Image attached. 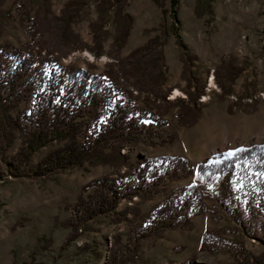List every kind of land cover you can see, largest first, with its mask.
Returning <instances> with one entry per match:
<instances>
[{"label": "rangeland", "instance_id": "374dc122", "mask_svg": "<svg viewBox=\"0 0 264 264\" xmlns=\"http://www.w3.org/2000/svg\"><path fill=\"white\" fill-rule=\"evenodd\" d=\"M172 6V0H0L3 62H15V48L24 58L33 43L43 50L40 73L57 61L92 74L114 64V82L125 91L117 100L156 120L132 129L121 153L132 163L164 154L185 158L177 173L155 168L114 211L91 213L86 202L101 189L94 181L130 165L105 159L115 140L102 141L103 157L41 166L72 141L62 124L20 161L35 126L13 119L32 112L36 89H9L3 94L10 106L0 99V264H264V167L208 171L197 189H187L197 181L190 168L198 162L239 145H264V0ZM69 14L65 26L58 17L68 21ZM136 47L141 51L130 55ZM81 132L88 140V128ZM186 199L192 205L182 206ZM168 200L175 209L159 216Z\"/></svg>", "mask_w": 264, "mask_h": 264}, {"label": "trees", "instance_id": "16d2710c", "mask_svg": "<svg viewBox=\"0 0 264 264\" xmlns=\"http://www.w3.org/2000/svg\"><path fill=\"white\" fill-rule=\"evenodd\" d=\"M178 3L179 0H172V7L175 10ZM65 13L67 15V11ZM65 17L60 16L58 19L62 20L65 26H69L72 16L69 14L68 21ZM126 33L125 30L124 38ZM119 39L121 40V37ZM178 43L186 49L185 54L187 55V64H189V56L191 55L188 53L187 45L181 36L178 37ZM37 47H39L38 44L31 43L30 50L26 52L24 58L21 57L22 54L18 53V48H15L12 54L15 55L16 60L10 64H6L0 59V99L5 101H2V103L10 106V104L8 105L9 98L3 94L9 89L17 90V87L27 88L30 85L36 89L32 112H26L13 119L14 124L21 125L22 120L25 119L35 126V129L31 131L27 128L30 135L27 137L28 142L25 149L23 148L18 152V160L28 158L30 150L43 143L53 131L57 130L59 132V127L62 124H65L64 130L69 137L71 136L72 141L43 158L40 162L41 166L51 167L52 164L75 163L93 155L103 157L102 154H105L104 149H100L102 141L110 143L109 140H115L108 144L111 152H106L105 159L117 160L119 163L124 162L125 164L128 162L130 165L124 171H120L116 177L107 176L94 181L100 183L101 189L96 199L86 202L89 203L88 206L86 205L87 209L93 205L90 207L91 213L97 212L99 209L114 211L122 195L128 193L127 195L132 197L138 190L137 188L141 186V182L154 177V174L151 173H154L155 168L158 171L164 170V174L173 171L174 173L178 172L177 165L185 160L181 156L164 154L147 158L142 162L132 163L128 161L129 156L126 153H121V147L130 138L128 135L132 129L137 130L140 126L150 124L156 120L149 116L151 113L146 115L144 114L145 110L142 112L131 104L121 103L117 100L119 96L122 99L125 91L114 82V64H110L103 74H92L86 69L76 68L73 64L67 65L57 61L56 64L48 66V70L44 74V72L40 73L37 70V59L43 51ZM141 48L136 47L130 52V55H136L141 51ZM101 51H98V53H101ZM44 55L43 57H46L48 53ZM48 59L51 60L50 57ZM29 65L36 68H33L30 74H27ZM188 68L190 69L189 66ZM134 69L136 73H140L145 68L138 61V63H134ZM161 71L164 72L163 69ZM110 80H113L112 84ZM44 92L46 93L43 94ZM200 92L197 93L196 97L190 96V98L197 100ZM79 115L83 117L81 121L78 120ZM84 127L85 131H87V128L90 131L89 138L85 141L81 139V130ZM263 147L264 145L257 143L239 145L220 158L198 162L190 168L191 172L195 173L197 181L191 182L187 189H197L200 186L199 181L202 175L208 171L220 174L227 172L235 165L239 167V165L245 166L247 164H257L259 165L258 168L263 170L264 150L263 152L260 151ZM260 164L263 166H260ZM218 187L221 189L220 184H218ZM188 201L186 199L182 206L192 205V202ZM175 207L176 201L168 200L157 209V213L162 216L171 213ZM197 211L198 209H195L193 212L196 213ZM208 233L205 231L202 242Z\"/></svg>", "mask_w": 264, "mask_h": 264}]
</instances>
